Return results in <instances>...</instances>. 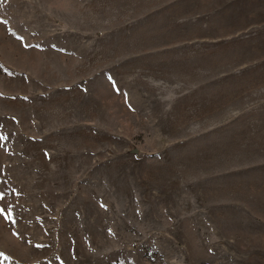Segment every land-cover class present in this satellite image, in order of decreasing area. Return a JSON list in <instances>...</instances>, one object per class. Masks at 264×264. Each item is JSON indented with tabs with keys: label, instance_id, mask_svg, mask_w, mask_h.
Wrapping results in <instances>:
<instances>
[{
	"label": "rangeland",
	"instance_id": "1",
	"mask_svg": "<svg viewBox=\"0 0 264 264\" xmlns=\"http://www.w3.org/2000/svg\"><path fill=\"white\" fill-rule=\"evenodd\" d=\"M0 264H264V0H0Z\"/></svg>",
	"mask_w": 264,
	"mask_h": 264
}]
</instances>
